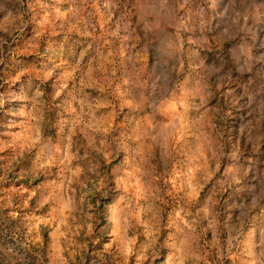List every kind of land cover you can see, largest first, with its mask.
Returning <instances> with one entry per match:
<instances>
[{
    "label": "rangeland",
    "instance_id": "rangeland-1",
    "mask_svg": "<svg viewBox=\"0 0 264 264\" xmlns=\"http://www.w3.org/2000/svg\"><path fill=\"white\" fill-rule=\"evenodd\" d=\"M0 264H264V0H0Z\"/></svg>",
    "mask_w": 264,
    "mask_h": 264
}]
</instances>
